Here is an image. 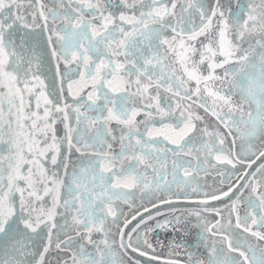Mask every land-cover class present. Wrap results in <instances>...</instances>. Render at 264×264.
<instances>
[{
    "label": "snow or ice",
    "instance_id": "snow-or-ice-1",
    "mask_svg": "<svg viewBox=\"0 0 264 264\" xmlns=\"http://www.w3.org/2000/svg\"><path fill=\"white\" fill-rule=\"evenodd\" d=\"M0 264H264V0H0Z\"/></svg>",
    "mask_w": 264,
    "mask_h": 264
},
{
    "label": "flooded vegetation",
    "instance_id": "flooded-vegetation-1",
    "mask_svg": "<svg viewBox=\"0 0 264 264\" xmlns=\"http://www.w3.org/2000/svg\"><path fill=\"white\" fill-rule=\"evenodd\" d=\"M202 179H204V177H202ZM206 179H208L209 180V183H211V181H212V177H207ZM218 185L219 184H217L216 186L218 187ZM245 195H247V193H245ZM243 199V198H242ZM124 208H125V211H127V206L125 205L124 206ZM224 211H225V214H227V208H224L223 209ZM244 205L242 204L241 206H240V208H239V211H240V214L241 215H243L244 214ZM194 219V218H193ZM193 231H195V229H193ZM161 235L163 236L164 235V233H161ZM168 235H169V237H171V236H173V234L172 233H168ZM176 235V239H177V242H179V238H180V234H175ZM185 239H187L189 242H191V239H192V237H186ZM165 243H167V241L165 242ZM165 255H166V253H165Z\"/></svg>",
    "mask_w": 264,
    "mask_h": 264
},
{
    "label": "water",
    "instance_id": "water-1",
    "mask_svg": "<svg viewBox=\"0 0 264 264\" xmlns=\"http://www.w3.org/2000/svg\"><path fill=\"white\" fill-rule=\"evenodd\" d=\"M200 111L202 113V110H200ZM209 119H211V118L209 117ZM257 163H259V162H257ZM253 167H255V165ZM216 203L218 206L221 207V206H224V205L230 203V200L227 197H225L223 201H217Z\"/></svg>",
    "mask_w": 264,
    "mask_h": 264
}]
</instances>
